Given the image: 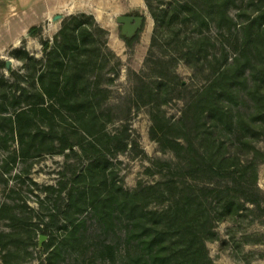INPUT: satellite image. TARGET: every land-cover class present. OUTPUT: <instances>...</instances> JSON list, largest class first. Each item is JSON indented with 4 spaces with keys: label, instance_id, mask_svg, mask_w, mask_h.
Listing matches in <instances>:
<instances>
[{
    "label": "trees",
    "instance_id": "16d2710c",
    "mask_svg": "<svg viewBox=\"0 0 264 264\" xmlns=\"http://www.w3.org/2000/svg\"><path fill=\"white\" fill-rule=\"evenodd\" d=\"M145 1L150 6V2ZM235 2L175 0L170 13L163 9L152 12L157 27L163 28L168 18L170 35L174 37L181 15L180 22L191 25L199 35L186 39L183 44L174 40L179 50H184L182 62L194 73L199 71L201 63L213 69L208 76L209 84L187 100L174 122L165 117L160 105L154 106L150 136L162 151L172 155V159L150 160L153 173L160 175L159 182L150 186L139 184L132 191L115 185L107 154L130 153L139 144L131 137L128 126L117 134L105 132V123L99 120L103 114L100 108L96 111L89 106L87 112L79 115L78 125L71 133L65 130L62 120L51 123L48 134L55 137L50 140V150L58 155L66 153V162L58 172L57 188L49 189L56 194L55 202L62 203L54 206L40 232L50 236L53 231L64 230L65 234L57 245L45 243L42 246L43 253L49 252L38 264H59L63 251L80 242L81 233L86 232V218L73 219V215L80 213L81 200L95 215L97 231L104 236L101 248L113 264H214L206 243L216 238L220 222L233 221L243 213L252 220L264 218V194L257 185L258 168L264 164V149L255 146L259 141L264 142V105H260L264 97L258 96L264 86L261 0L257 3L250 0L248 7L252 11H243L242 50L233 63L228 64L224 50L219 55L209 53L213 44L203 35L210 24L218 29L235 27L228 15V8L236 6ZM130 15L140 14L136 11ZM90 26L96 32L105 33L91 16L78 14L63 19L55 37L57 46L46 52L47 70L39 77L41 93L35 106L42 104L44 97L54 96L61 85L59 79L54 83L55 77L50 75L51 63L59 56L69 59L66 67L74 71V80L76 76L82 78L77 75L86 65L80 59V41L94 37ZM138 38L139 34L131 40H122L132 49ZM46 46L47 43L45 50ZM158 61L162 64H157L166 69L163 61ZM146 62H150V58ZM1 65L11 72L5 62ZM179 87L187 90L182 82ZM243 91L255 105L247 110L238 108L239 105H228L241 98ZM134 95L139 108V105L158 104L160 100L166 102L168 89L162 81L152 87L138 78ZM93 96L88 91L75 98V105L81 103L87 107ZM67 102L64 103L69 104L70 99ZM4 111L0 112V120L14 133V125L25 112L6 117ZM236 129L242 131L243 138L232 140L230 136ZM87 137L91 140L85 147L83 142ZM33 142L34 137H31L28 144ZM82 161L85 165L77 170ZM152 205H162V208L154 209Z\"/></svg>",
    "mask_w": 264,
    "mask_h": 264
},
{
    "label": "rangeland",
    "instance_id": "374dc122",
    "mask_svg": "<svg viewBox=\"0 0 264 264\" xmlns=\"http://www.w3.org/2000/svg\"><path fill=\"white\" fill-rule=\"evenodd\" d=\"M148 1L150 6L145 0H0V112L5 109L6 117L25 112L14 125V133L0 120V264H38L49 252L43 253L42 246L45 243L57 245L65 234L64 230L53 231L50 236L40 232L54 206L62 203L55 202L56 194L49 189L57 188L58 172L66 162V153L58 155L50 150V140L55 135H49L48 131L54 121L62 120L65 130L71 133L78 125L79 115L87 112L89 106L96 111L100 108L103 114L99 120L105 123V132L117 134L128 126L131 137L139 144L130 153L107 154L115 185L132 191L139 184L150 186L160 181V175L153 173L150 160L172 159V155L162 151L150 136L154 106L160 105L165 117L174 122L187 100L209 84L208 76L213 69L201 63L199 71L194 73L182 62L184 50L180 51L174 40L183 44L186 39L199 35L191 25L180 22L181 15L175 28L176 37L170 35L168 18L163 28L157 27L152 12L163 9L170 13L175 0ZM249 1L236 0V6L228 8V15L235 24L231 30L210 24L203 31L213 44L209 53L219 55L224 50L228 64L240 57L243 11H252ZM260 6L264 11V0ZM136 11L144 22L134 47L128 49L120 37L121 25L116 19ZM78 14L91 16L105 33L96 32L90 26L94 37L80 41V59L86 65L77 75L83 79L76 76L74 80V71L66 67L69 59L59 56L51 63L53 82L59 79L61 85L54 96L44 97L42 104L35 106L41 93L39 77L47 70L46 52L57 46L55 37L63 19ZM56 16L61 18L55 21ZM147 58H150L148 63ZM158 59L166 69L159 66L162 63ZM8 61H11V72L1 65ZM138 78L152 87L162 81L168 89L166 102L138 104V108L134 100ZM180 82L187 90L180 89ZM88 91L94 94L89 99L91 105H75V98ZM258 94L264 97V86ZM240 95L241 98L228 105H239L242 110L255 105L245 91ZM68 99L70 103H64ZM260 105H264V101ZM238 130L232 132V140L243 138L242 131ZM31 137L34 142L28 144ZM89 140L91 138L87 137L83 142L85 147L89 146ZM255 146L264 149V142L259 141ZM76 149L79 150V146ZM82 165L85 162L76 169ZM257 185L264 194V164L259 165ZM86 204L81 200L80 213L73 215V219L86 218V232L81 233L80 242L73 248L63 251L58 258L59 264H113L103 253L104 236L98 233L95 215L89 212ZM152 208L159 210L162 205H152ZM74 209L76 211L77 207ZM216 233V238L206 243L214 264H264V218L252 220L243 213L233 221L220 222ZM41 236L46 238L40 245Z\"/></svg>",
    "mask_w": 264,
    "mask_h": 264
},
{
    "label": "water",
    "instance_id": "95a60500",
    "mask_svg": "<svg viewBox=\"0 0 264 264\" xmlns=\"http://www.w3.org/2000/svg\"><path fill=\"white\" fill-rule=\"evenodd\" d=\"M60 16H56L54 20L60 19ZM143 17H130V16H121L117 17L116 22L121 25L120 28V37L126 40L133 39L138 32L142 29ZM11 61L6 62V67L10 68ZM46 237L41 236L39 239V244L41 245L42 241Z\"/></svg>",
    "mask_w": 264,
    "mask_h": 264
},
{
    "label": "flooded vegetation",
    "instance_id": "af4514ba",
    "mask_svg": "<svg viewBox=\"0 0 264 264\" xmlns=\"http://www.w3.org/2000/svg\"><path fill=\"white\" fill-rule=\"evenodd\" d=\"M130 17H142L141 15H139V16H135V15H129ZM143 22H144V20H143Z\"/></svg>",
    "mask_w": 264,
    "mask_h": 264
}]
</instances>
